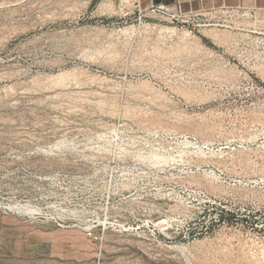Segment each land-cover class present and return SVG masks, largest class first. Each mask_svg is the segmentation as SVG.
Here are the masks:
<instances>
[{
	"label": "rangeland",
	"instance_id": "374dc122",
	"mask_svg": "<svg viewBox=\"0 0 264 264\" xmlns=\"http://www.w3.org/2000/svg\"><path fill=\"white\" fill-rule=\"evenodd\" d=\"M6 1L0 264H264V11Z\"/></svg>",
	"mask_w": 264,
	"mask_h": 264
},
{
	"label": "bare ground",
	"instance_id": "6f19581e",
	"mask_svg": "<svg viewBox=\"0 0 264 264\" xmlns=\"http://www.w3.org/2000/svg\"><path fill=\"white\" fill-rule=\"evenodd\" d=\"M11 2L9 1H6V2H3L1 5H0V8L1 7H5L6 5L10 4ZM19 3V2H18ZM18 14V13H17ZM12 15V14H11ZM15 14H13L12 16L9 17V19H12L11 23L13 24L12 27L8 26V24H4L3 26H0V61L2 62H12L15 60V56L14 54H8L6 56L3 55L4 51L7 50L8 46L13 42L15 41L16 39H22V43L25 44V45H28L29 43L30 44H37V42L40 40L39 36L36 35L38 33V31L40 29H44V28H48L49 26H52L54 25L57 21L61 20V17L58 15V14H45L44 13V16L42 18H40V20H32L34 22H31L29 21V17L28 18H24L22 19L21 21L17 20V21H13L15 20L16 18V15L14 16ZM26 17V16H24ZM31 19H34V18H31ZM71 20V19H70ZM11 25V24H10ZM74 36V35H73ZM77 59H79V64H84V65H90V63H86L85 59H82L80 57H76ZM78 65V64H77ZM43 66H46L47 68L49 69H54L56 66H63V62H59V61H54V62H47V64L45 63ZM79 66V65H78ZM82 66V65H81ZM83 68V67H81ZM61 70V69H60ZM88 70V69H87ZM83 71V70H82ZM86 71V69H85ZM84 71V72H85ZM22 70L18 69L14 72H12V74L14 76H18V75H21L22 74ZM88 72V71H87ZM102 72V73H101ZM108 72V71H107ZM107 72L105 69L103 70H100V69H97L96 68V72H90L92 73L91 74V78L92 80H104L108 77H106L107 75ZM40 73V72H39ZM83 73V72H81ZM86 73V72H85ZM84 74V73H83ZM87 74V73H86ZM102 74H105L104 76H102ZM57 75V74H56ZM59 76L61 75V72L60 74H58ZM85 79V78H84ZM87 80V79H85ZM101 80V81H102ZM84 81V80H83ZM86 82V81H85ZM91 82V81H90ZM96 82V81H95ZM84 83V82H82ZM97 83V82H96ZM86 83H84L85 85ZM93 84V82H92ZM213 198V197H212ZM164 223V222H163ZM164 226L161 225L159 230L160 229H163ZM162 232V231H161ZM165 232V231H164ZM163 232V233H164ZM146 234V233H145ZM144 234V235H145ZM143 235V236H144ZM149 235V234H148ZM151 235V234H150ZM165 235L169 238H175L176 237V234L174 232H170V231H166L165 232ZM140 235V237H143ZM147 236V235H146ZM153 237V236H152ZM151 238V237H150ZM161 240V239H160ZM141 242V241H140ZM143 242V241H142ZM171 242V241H170ZM144 243V242H143ZM163 243V242H162ZM167 244V243H166ZM160 245V244H159ZM162 246V245H161Z\"/></svg>",
	"mask_w": 264,
	"mask_h": 264
},
{
	"label": "crops",
	"instance_id": "0c3cea01",
	"mask_svg": "<svg viewBox=\"0 0 264 264\" xmlns=\"http://www.w3.org/2000/svg\"><path fill=\"white\" fill-rule=\"evenodd\" d=\"M149 4L154 0H146ZM161 3L168 4L174 9L184 12H199L214 9H249L254 11H264V0H161ZM38 259L65 258L68 253H15L17 259L25 255Z\"/></svg>",
	"mask_w": 264,
	"mask_h": 264
},
{
	"label": "built area",
	"instance_id": "2783aa9c",
	"mask_svg": "<svg viewBox=\"0 0 264 264\" xmlns=\"http://www.w3.org/2000/svg\"><path fill=\"white\" fill-rule=\"evenodd\" d=\"M156 5L160 7L159 4H156ZM84 232L88 238L95 240V241L99 240V236L91 228H84Z\"/></svg>",
	"mask_w": 264,
	"mask_h": 264
},
{
	"label": "water",
	"instance_id": "95a60500",
	"mask_svg": "<svg viewBox=\"0 0 264 264\" xmlns=\"http://www.w3.org/2000/svg\"><path fill=\"white\" fill-rule=\"evenodd\" d=\"M161 3V0H154V4H159Z\"/></svg>",
	"mask_w": 264,
	"mask_h": 264
}]
</instances>
